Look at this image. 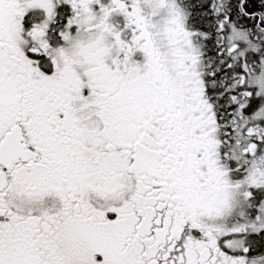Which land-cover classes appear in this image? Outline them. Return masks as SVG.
<instances>
[{
	"label": "snow or ice",
	"instance_id": "6c2138e0",
	"mask_svg": "<svg viewBox=\"0 0 264 264\" xmlns=\"http://www.w3.org/2000/svg\"><path fill=\"white\" fill-rule=\"evenodd\" d=\"M0 264H264V0H0Z\"/></svg>",
	"mask_w": 264,
	"mask_h": 264
}]
</instances>
